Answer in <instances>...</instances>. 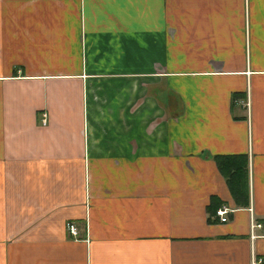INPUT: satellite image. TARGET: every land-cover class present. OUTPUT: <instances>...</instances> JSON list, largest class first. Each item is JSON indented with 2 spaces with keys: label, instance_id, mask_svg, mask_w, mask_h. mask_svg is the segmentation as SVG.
<instances>
[{
  "label": "crops",
  "instance_id": "obj_1",
  "mask_svg": "<svg viewBox=\"0 0 264 264\" xmlns=\"http://www.w3.org/2000/svg\"><path fill=\"white\" fill-rule=\"evenodd\" d=\"M0 264H264V0H0Z\"/></svg>",
  "mask_w": 264,
  "mask_h": 264
},
{
  "label": "trees",
  "instance_id": "obj_2",
  "mask_svg": "<svg viewBox=\"0 0 264 264\" xmlns=\"http://www.w3.org/2000/svg\"><path fill=\"white\" fill-rule=\"evenodd\" d=\"M212 158L217 171L224 177L226 185L235 203H237L239 195L242 197L247 191L246 156L243 154H216ZM220 203L221 201L216 200L214 196H210L206 208L210 214H214L216 206Z\"/></svg>",
  "mask_w": 264,
  "mask_h": 264
},
{
  "label": "built area",
  "instance_id": "obj_3",
  "mask_svg": "<svg viewBox=\"0 0 264 264\" xmlns=\"http://www.w3.org/2000/svg\"><path fill=\"white\" fill-rule=\"evenodd\" d=\"M43 121H44V119H42V123H44ZM225 211H226L225 207H221L220 209H216L215 215L218 217V219L220 221L225 220V217H224ZM67 229L69 230V232L72 235H75L76 231L74 230L73 225H68ZM256 262H259V260H257Z\"/></svg>",
  "mask_w": 264,
  "mask_h": 264
}]
</instances>
